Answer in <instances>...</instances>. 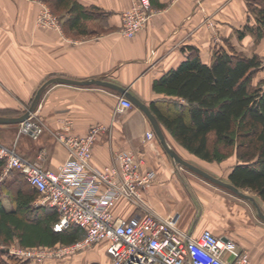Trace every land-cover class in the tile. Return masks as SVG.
<instances>
[{"label":"crops","instance_id":"0c3cea01","mask_svg":"<svg viewBox=\"0 0 264 264\" xmlns=\"http://www.w3.org/2000/svg\"><path fill=\"white\" fill-rule=\"evenodd\" d=\"M150 1L154 14L136 34L126 37L119 32L121 13L132 0H78L89 14L82 31L66 24L67 15L61 17L60 29L37 24L33 0H0V110L18 112L41 84L61 76L108 81L127 89L150 109L153 103L166 111L184 101L156 92L153 83L177 68L192 54V48L208 65L214 51L228 42L264 61V0ZM246 27L250 30L237 38L236 31ZM253 83L264 88L263 65L255 72ZM120 96L115 88L96 83L52 82L44 88L31 118L42 126V132L36 138L28 133L18 136L17 122L0 123V143L13 147L43 170L55 171L67 158V149L55 133L67 127L68 132L83 135L101 124L105 128L94 142L92 165L103 166L113 160L115 152L132 150L143 160V169L155 172L154 180L142 192L146 206L120 200L113 209L115 215L130 218L150 211L177 215L178 226L193 234L205 227L212 229L191 209L196 197L203 198L197 186L206 187L199 178L204 177L166 154L139 107L132 103L117 111ZM159 123L168 145L180 156L193 164L215 162L187 151ZM149 131L154 133L150 140L146 139ZM238 199L242 200L222 195L216 212L218 235L234 241L235 251H247L251 264H264V219L250 200ZM254 199L264 213V199ZM2 202L8 208L5 196ZM97 248L106 254L102 245Z\"/></svg>","mask_w":264,"mask_h":264},{"label":"built area","instance_id":"2783aa9c","mask_svg":"<svg viewBox=\"0 0 264 264\" xmlns=\"http://www.w3.org/2000/svg\"><path fill=\"white\" fill-rule=\"evenodd\" d=\"M175 2L177 0H171ZM154 14L150 0H132L121 13L119 32L131 37L142 29ZM37 23L58 28L55 17L41 3ZM132 102L120 96L116 109L130 108ZM20 122L25 133L36 138L42 126L31 118ZM105 127L92 126L77 135L57 131L55 136L66 147L67 158L55 171L43 170L38 164L23 159L13 147L0 143V158L5 173L16 169L36 189L35 205H45L58 212L53 229L60 231L74 225L83 236L70 243L51 247H24L9 250L25 259L64 258L80 250L102 245L108 264H251L247 251H235L234 241L223 240L209 228L193 234L178 226V216H161L153 212L123 218L114 214L120 200L146 206L143 190L155 178L153 170L143 169V160L132 150L115 152L113 160L103 166L90 162L98 133ZM154 133H146L150 140Z\"/></svg>","mask_w":264,"mask_h":264},{"label":"trees","instance_id":"16d2710c","mask_svg":"<svg viewBox=\"0 0 264 264\" xmlns=\"http://www.w3.org/2000/svg\"><path fill=\"white\" fill-rule=\"evenodd\" d=\"M43 1L53 12L67 15L68 26L83 30L89 14L78 0ZM249 30H237L236 37H243ZM259 66L256 54L231 42L214 51L209 65L201 62L192 48V54L177 68L153 83L156 92L176 96L184 104L161 111L152 103L151 109L170 135L197 157L220 162L235 155L238 161L228 174L229 181L264 199V89L253 83ZM4 164L0 158L1 243L16 240L22 247H51L70 244L83 236L74 225L55 231L58 212L34 204L38 193L22 174L23 178L11 186L5 184V177H1ZM2 196L11 204L9 209L3 205ZM4 254L0 249V264H12L2 259Z\"/></svg>","mask_w":264,"mask_h":264},{"label":"rangeland","instance_id":"374dc122","mask_svg":"<svg viewBox=\"0 0 264 264\" xmlns=\"http://www.w3.org/2000/svg\"><path fill=\"white\" fill-rule=\"evenodd\" d=\"M34 4L37 5V10H36V15H35V22L37 23V16L40 13V8H41V2H43L48 9L50 10L51 14L55 17V19L57 20L58 23V28H61V24H62V19L61 17H63L61 15L62 12H53L49 6V4H47L46 2H44L43 0H33ZM153 8V7H152ZM38 24V23H37ZM227 46V45H226ZM259 58V56H258ZM260 60V58H259ZM263 65L264 66V61L260 60V66ZM259 66V67H260ZM261 86V84H260ZM262 89H264L262 87ZM31 101L27 102V104L24 105V107H22L18 112H13V111H9V110H0V115H15L12 117H16L19 116L20 114H22L29 106ZM16 135H22L25 134L24 131L21 130L20 128V122L16 123ZM185 158V157H184ZM236 160H235V159ZM187 159V158H185ZM237 162V158L234 155H230L229 157H227L226 159L222 160L221 162H211V163H203L201 162L200 164H195L198 165V167L202 168L203 170L209 172L210 174H212L213 176L222 179L224 181L230 182L228 179V174L230 172V169L233 167V163ZM181 166V165H180ZM5 164L3 166V171L1 174V177H5V184H12V182H16L21 180L20 178H23L22 176H24L21 172H19L16 169L11 170L10 172H6L5 173ZM185 170H187L185 167H182ZM22 174V176L20 175ZM201 182L203 183L204 186L206 187H202V186H197V189L199 190V193L203 195V198L200 200L199 198H195L197 199V202L192 206V210L194 212V216L196 218L201 217L203 220H206V224H210V226H212V231L215 233H220V229L217 226V206L218 204L221 202L222 199V195L225 194V196H231L233 198H236V200H242V199H238L240 198L238 195H236L235 193H233L232 191H229L227 188L215 184L211 181L205 180L204 178L199 177ZM11 186V185H10ZM242 190L246 193L249 194L251 196L255 197H259L256 193H254L253 191H250L248 189H243ZM38 196V195H37ZM36 196V198H37ZM35 198V199H36ZM200 201V202H199ZM240 202V201H239ZM8 206V209L11 207V204L9 202L6 203ZM205 224V225H206ZM206 228V227H205ZM61 245V244H58ZM22 246H20L18 244V242L16 240H14L13 242H9V243H1L0 242V249L4 252H6V254L2 255V259L10 262L12 264H14V262H23L25 261V263L23 264H107V260L108 257H106V254L103 253V251L99 248H97V246H92L90 248H85L83 250H80L79 252H77L76 254L72 255V257L68 260H62L63 258H47V259H42V260H32V259H25L22 258L19 255H15L14 253L10 252L9 250H13V249H17V248H21ZM24 248V247H22ZM17 260V261H14Z\"/></svg>","mask_w":264,"mask_h":264},{"label":"water","instance_id":"95a60500","mask_svg":"<svg viewBox=\"0 0 264 264\" xmlns=\"http://www.w3.org/2000/svg\"><path fill=\"white\" fill-rule=\"evenodd\" d=\"M52 82H62V83L80 84V85L89 84V83H96V84L105 85V86H109V87L115 88L118 92H120V94L122 96L128 98L134 105L139 107L144 112L146 117L149 119V121H150V123H151V125L153 127V130L155 132V135H156L157 139L159 140L162 148L164 149L166 154L175 163L180 164L182 166H185L188 169H190V170L194 171L195 173L199 174L200 176L210 180L211 182H213L215 184H218V185H221V186L231 190L232 192H234L236 195H238L241 198H246V199L250 200L254 204V206L256 207L258 215L262 219H264V213L259 208V206L256 203V201H255L253 196H251L249 194H246L242 189H240L239 187L235 186L231 182H227V181H224L222 179H219V178L213 176L209 172L203 170L202 168L198 167L197 165H195V164L191 163L190 161L184 159L174 149H172L168 145V143L166 141V138L164 136V133L162 131V128L160 126V123H159L157 117L151 111L149 106L146 105L145 103H143L142 101H140L134 94L129 92L127 89L122 88V87H120V86H118V85H116L114 83H111V82H108V81H104V80H99V79L76 80V79L67 78V77H61V76L51 77L48 80H46L43 84L40 85V87L35 92V94H34L32 100H31L28 108L22 114H20L19 116H16V117L0 115V123H9V122H17L18 123V122L26 120L35 111L44 88L48 84H50ZM221 238L223 240L227 239L226 236H221Z\"/></svg>","mask_w":264,"mask_h":264}]
</instances>
